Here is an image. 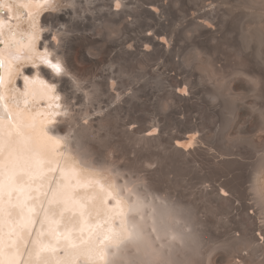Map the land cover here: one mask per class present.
Segmentation results:
<instances>
[{"label": "rangeland", "instance_id": "1", "mask_svg": "<svg viewBox=\"0 0 264 264\" xmlns=\"http://www.w3.org/2000/svg\"><path fill=\"white\" fill-rule=\"evenodd\" d=\"M114 1L64 0L46 19L52 29H65L59 50L84 90L71 93L67 80L75 118L87 114L85 145L191 209L194 238L185 259L177 253L179 264H232L239 254L263 253L264 18L254 12L264 13V0H121L113 15L120 21L111 23ZM153 2L161 21L148 13ZM211 5L232 14L218 19L208 45L207 34L183 25L207 22ZM148 32L170 49L161 53L151 44L140 54ZM183 87L193 90L189 101L177 96ZM189 113L200 118L201 152L185 159L171 148L188 139L179 121Z\"/></svg>", "mask_w": 264, "mask_h": 264}, {"label": "bare ground", "instance_id": "2", "mask_svg": "<svg viewBox=\"0 0 264 264\" xmlns=\"http://www.w3.org/2000/svg\"><path fill=\"white\" fill-rule=\"evenodd\" d=\"M63 1L0 0V264H84L82 259H66L65 230H57L58 225L67 227L72 243L79 245L83 241L85 248L102 249L105 235H109L112 245L120 246L118 257L109 254L95 264H179L177 253L185 259L194 238L195 216L191 209L163 195L165 192L154 190L145 177L134 176L119 163L99 157L84 143L89 129L87 114L82 120L75 118L72 110L76 101H71V94L65 91L67 80L73 85L71 93L84 91L71 76L59 50L65 29L54 30L46 22L52 11L62 9ZM153 3L148 13L161 21L157 15L159 3ZM113 5L106 20L117 23L120 19L115 21L113 15H119L123 2L115 0ZM209 9V18L208 14L205 18L211 17L210 21L197 18L183 25L186 30L207 34L204 41L208 45L221 25L218 19L221 17L224 23L227 14H232L221 13L216 5ZM254 13L264 18V13ZM148 33L145 37L153 36ZM160 39L155 35L144 41L147 44L140 54L152 48L151 44L166 53L170 44ZM111 85H115L113 80ZM184 88L178 90L177 96L189 101L193 90ZM63 122L67 125L63 126ZM198 123L196 113L180 117L179 124L188 139L175 140L173 153L185 159L198 156ZM153 139L145 138L149 142ZM33 145L42 146L43 159L40 167L31 172L25 165L32 157L27 149ZM260 165L264 168V154ZM69 170L71 181L65 178ZM25 172L26 185L12 183L11 176ZM68 184L67 191L79 201L74 211L52 203L57 190ZM215 197L218 200L219 193ZM22 207L32 219L27 231L23 230V216L9 215L10 209L19 213ZM38 237L48 247L43 260L30 256ZM251 240L260 244L261 238L251 232ZM58 250L62 253L58 254ZM226 257L221 256L219 261L229 262ZM237 257L232 264H264V252Z\"/></svg>", "mask_w": 264, "mask_h": 264}, {"label": "snow or ice", "instance_id": "3", "mask_svg": "<svg viewBox=\"0 0 264 264\" xmlns=\"http://www.w3.org/2000/svg\"><path fill=\"white\" fill-rule=\"evenodd\" d=\"M57 144L59 141L56 142ZM32 153V157L30 161L25 165L29 171L34 172L35 169H38L42 163L43 159V152H42V146L33 145L30 148L27 149ZM28 173H17L10 177V180L12 183L16 185H26L28 183V179H26ZM68 181H71V170H69V173L65 177ZM70 188V184L68 185H62L61 189L57 190V193L53 196L52 203L63 206L69 210H76L79 201L74 195L69 194L67 189ZM24 207H27L26 205ZM24 207L20 209V212L17 213L15 209L9 210L10 216H23L25 220L24 225V231H27V226L32 222L31 216L24 213ZM28 212L31 213L32 209H28ZM51 214L53 216L56 215L55 211L52 210ZM60 227H64L65 234H64V240H65V252H66V259H71L72 261L80 260L82 259L84 261V264H95V261L99 259L105 258L107 255L111 254L114 257L119 256L120 246L119 245H112L110 243V237L109 235H105L104 240L106 243H104V246L102 249H94V248H85L84 242L81 241L79 245L72 243V237L70 232L68 231L66 226H57V230H59ZM48 250V247L44 244L42 240L37 238L36 241L33 242V249L30 253V256H35L38 259H45L44 253ZM11 251V248L9 249ZM126 264V262H125Z\"/></svg>", "mask_w": 264, "mask_h": 264}, {"label": "water", "instance_id": "4", "mask_svg": "<svg viewBox=\"0 0 264 264\" xmlns=\"http://www.w3.org/2000/svg\"><path fill=\"white\" fill-rule=\"evenodd\" d=\"M62 253V250H58V254H61Z\"/></svg>", "mask_w": 264, "mask_h": 264}]
</instances>
